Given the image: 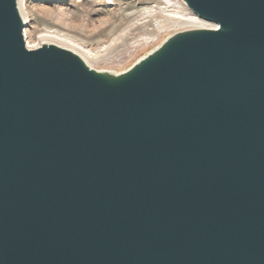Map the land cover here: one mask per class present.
Returning <instances> with one entry per match:
<instances>
[{
	"label": "water",
	"instance_id": "95a60500",
	"mask_svg": "<svg viewBox=\"0 0 264 264\" xmlns=\"http://www.w3.org/2000/svg\"><path fill=\"white\" fill-rule=\"evenodd\" d=\"M184 1L114 72L0 0V264H264V0Z\"/></svg>",
	"mask_w": 264,
	"mask_h": 264
},
{
	"label": "rangeland",
	"instance_id": "374dc122",
	"mask_svg": "<svg viewBox=\"0 0 264 264\" xmlns=\"http://www.w3.org/2000/svg\"><path fill=\"white\" fill-rule=\"evenodd\" d=\"M25 6L30 17L24 18V34L26 43L30 41L33 48L46 41L56 43L45 40L48 30L68 34L92 49H99L121 36L97 60L85 58L79 48L65 46L79 50L76 52L92 67L114 72L127 70L179 30L207 26L174 13L195 14L184 0H26ZM100 19H108V23L101 24Z\"/></svg>",
	"mask_w": 264,
	"mask_h": 264
},
{
	"label": "bare ground",
	"instance_id": "6f19581e",
	"mask_svg": "<svg viewBox=\"0 0 264 264\" xmlns=\"http://www.w3.org/2000/svg\"><path fill=\"white\" fill-rule=\"evenodd\" d=\"M25 2L26 0H19L18 1V5L19 8L21 9L22 11V16H24L23 18H28V16L30 15L27 11L28 8H26L25 6ZM190 9V8H189ZM191 10V9H190ZM20 11V12H21ZM89 13V12H88ZM174 13L178 14V15H181L182 18H187V19H190L192 21H195L197 24L200 23V24H206L207 26H198V27H208V26H213L214 24H211L209 22H207L208 20H204L203 18H201L200 16H198L197 14H193V15H188L187 13H180L178 11H175ZM29 14V15H28ZM91 14V12H90ZM30 17V16H29ZM178 18V17H177ZM62 19L65 20V18L62 16ZM202 19V20H201ZM100 23L101 24H106L108 23V19H100ZM27 34V32H25ZM127 33V32H126ZM44 35V34H43ZM42 35V36H43ZM44 38L45 40L49 39V40H53L54 42H56L55 44L58 43V45H63V47H65L66 45L67 46H73L74 48H79L84 57L87 59L91 58L93 60H97L99 59L102 55L106 54L113 46V44L116 43V41L121 38V36H117L115 37L111 42H109L108 44L104 45L103 47L99 48V49H92V48H88L86 45L78 42L75 38H73L72 36L68 35V34H65L63 32H60L58 30L54 31V30H48L45 35H44ZM44 43H53L52 41L51 42H44ZM43 44V43H42ZM41 44V45H42ZM27 45L29 48H33V46L30 44V41L27 42ZM40 45V46H41ZM60 45V46H61ZM39 47V46H38ZM37 48V47H36ZM68 48V47H66ZM70 49V48H69ZM72 50V49H71ZM74 51V50H73ZM76 51H79V50H76ZM75 51V52H76ZM78 53V52H77ZM79 54V53H78ZM81 55V54H80ZM82 56V55H81ZM83 57V56H82ZM83 57V58H84ZM89 57V58H88ZM84 58V59H85ZM86 60V59H85ZM90 60V59H89ZM87 62V61H86ZM97 62V61H96ZM88 63V62H87ZM89 64V63H88ZM90 65V64H89ZM91 66V65H90Z\"/></svg>",
	"mask_w": 264,
	"mask_h": 264
}]
</instances>
